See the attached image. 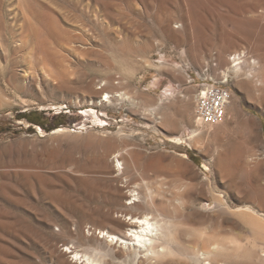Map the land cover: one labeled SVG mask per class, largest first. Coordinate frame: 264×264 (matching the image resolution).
<instances>
[{
  "label": "rangeland",
  "instance_id": "obj_1",
  "mask_svg": "<svg viewBox=\"0 0 264 264\" xmlns=\"http://www.w3.org/2000/svg\"><path fill=\"white\" fill-rule=\"evenodd\" d=\"M91 1L106 13L112 31L92 26L95 45L85 40L89 46H77L79 51L64 33L72 20L83 18L85 1L0 0V264H56L50 255L72 238L57 235L62 220L74 223L72 230L79 224L81 243L90 248L95 226L122 231L105 216L123 219L121 213L171 220L179 253L156 264H192L184 255L188 248L196 243V249L207 250L217 241L227 249L211 256L212 264H264V244L231 212L249 205L264 214V191L252 194L255 184L264 190V0H151L149 14L145 0ZM157 12L167 16L160 25L153 19ZM33 27L49 52L55 54L52 48L62 40L73 50L43 57L39 46L32 49ZM240 49L256 63L242 62L243 71L234 77L229 56ZM213 51L211 76L218 81L228 73L231 101L221 123L199 126L193 95ZM41 65L54 77L40 72ZM250 68L256 70L252 76ZM103 89L129 93L136 102L116 97L99 105L97 91ZM160 99L161 107L150 111ZM91 107L108 125L83 114ZM30 119L50 130L41 127L47 133L41 135ZM57 127L68 130L51 133ZM191 129L201 137L196 146L164 142L186 137ZM128 147L138 152L136 164L123 151ZM117 151L123 152V169L114 159ZM146 184L154 190V205H129L122 198L130 189L142 198ZM212 188L228 207L217 202ZM35 220L46 223L32 226ZM114 248L120 261L130 256Z\"/></svg>",
  "mask_w": 264,
  "mask_h": 264
},
{
  "label": "bare ground",
  "instance_id": "obj_2",
  "mask_svg": "<svg viewBox=\"0 0 264 264\" xmlns=\"http://www.w3.org/2000/svg\"><path fill=\"white\" fill-rule=\"evenodd\" d=\"M83 1H85L83 6L86 7L87 9L89 8V10H87V9L82 10V14H80V15H81V17L83 16V18H85L86 21L81 22V20H83V18L79 19V17H77L76 20L79 19L78 21H80V23L78 21H77L78 23L74 22L75 20L74 21L72 20L73 24L68 22V23H70L69 24V30L68 29H67V31L65 30L66 33H64L67 36V38L69 39V41L74 44L73 46H75L76 50H79L78 49L79 46H82V47L89 46L85 42V40L87 42L90 41V43H91V44L89 43L90 45H93L94 43H96L95 42L96 37L94 36L95 33L93 32L92 26H95V25L97 26V24H98L104 28V32L108 33V30L112 31L111 26L109 24L110 19L107 17V15L105 16L106 13L104 12V15H103V13L100 12L101 9L98 11L95 4L93 5V3H92L93 1H91V0H89V1L83 0ZM145 1H146V3H145L144 11L146 14H149L148 11L150 10V7H151L150 6L151 0H145ZM158 1H160V0H158ZM191 1L194 2V0H191ZM164 2H166V0H164V1L162 0V4ZM88 3L89 4L91 3L90 5H92V6H90ZM159 5H161V4H159ZM164 5H165V3H164ZM160 14L161 13L157 12L155 14V17H153L154 22L158 25L163 23V20L165 17L167 18V16H165L163 18L162 15H160ZM36 16H34V17H36ZM67 21H71V20H67ZM63 22H64L63 24L65 26V21H63ZM74 23H76V24H74ZM175 25H176V27H179L182 24L180 23V24H175ZM58 26L59 25H57V26L55 25L54 26L55 28H53V26H52L53 34L56 31V30L54 31V29H58L57 28ZM61 28H62V26H61ZM66 28H67V26L65 27V29ZM164 28H165V25H164ZM192 28H194L196 30L195 27H192ZM63 29H64V27H63ZM60 30H59V32L62 34V32ZM38 31L39 30H37V29L35 30L34 27L32 28V49L39 46L40 52L42 54L45 53V55L43 57H46V54H47L48 57H46V58L50 57V59H51L52 56L55 55L56 53H59V52L63 53L65 51H72L73 50V49H69L68 48L69 46L68 47L66 46L69 50L66 47H64L62 45V42L65 44V42H68V41L62 40L61 42L59 41L61 43L59 46L52 48V50L53 49L55 50V51H52V52H55V54L49 52V49H50L49 43L48 42L44 43V41H45L44 39H43V41H41V39L37 40L38 38H36V36H39V34H40V33L38 34ZM113 31L115 33H117L116 32L117 30L113 29ZM40 32H41V30H40ZM51 32L48 31L47 33L49 35H51ZM193 32H194L193 34H190V35H192L191 37L196 36V32L195 31H193ZM61 34H60V37L63 35V34L62 35ZM51 36H49V37H51ZM54 36H55V34H54ZM51 38L53 39V36ZM174 38H176V36ZM66 44L68 45L69 43H66ZM82 47H80V49ZM47 48H49V49H47ZM71 48H74V47L71 46ZM75 48H74V50H75ZM88 48H90V47H88ZM84 49H86V48H84ZM33 52L35 53L36 51L33 50ZM40 52H37L38 55ZM37 53H35V54H37ZM59 54H57V55H59ZM70 55H73V54H70ZM36 56L37 55H35V57ZM55 56H53V57L55 58ZM38 57H40V56H38ZM59 57H61V56L59 55ZM57 58H58V56H57ZM44 59H42V60L44 61ZM58 61H57V63H59ZM159 62H162V61H159ZM254 62H256V61L254 60ZM55 63L56 62H54V63L52 62V64H54V66H55ZM57 63H56V67L58 66ZM42 64H44V63H42ZM60 65L58 67H60ZM41 66H42V69H40V72L42 70L45 75L47 74V76H49V77L53 76V74L49 70V68H50L49 66L46 65L49 68L44 67L45 65L44 66L41 65ZM241 71H243L241 68V65L237 62H234L233 65H230L228 67V72H230L231 75L234 77H236V76L238 77V75ZM255 71L256 70H251V68H250V70L246 71V72H247V74L252 76L253 72H255ZM223 74H224V76L228 75L227 72H224ZM97 93L99 94L97 97L99 105H106L108 103L111 104V103H113V99L114 98L116 99V97H119L121 100L124 99L130 103L136 102L132 95H130L129 93H125V92L115 91L114 93H110L109 91H104V89H103L101 91H97ZM160 104H161V99L158 100L157 103L150 108V111L154 110V109L155 110L158 109ZM160 107H161V105H160ZM88 113L94 115L95 121H98L99 123L101 122V123H103V125H108V123L105 122L102 119V117L99 116V114L97 113V111L93 107L88 108V109L86 108L83 111L84 115H87ZM156 117H158V116H156ZM159 118L160 117H158V119ZM175 122H176L175 120H172L173 126L176 124ZM35 127L40 132L41 135L47 134L45 131H43L41 129V127H39L37 125H35ZM67 130L68 129L66 127H57L55 129H53L51 133L64 132ZM73 130L74 129H72L71 131H73ZM162 137H164V136H162ZM200 141H201V137L199 135V131L197 129H191V133L188 134L186 137L170 136V137H167V139H165L164 142L168 143L169 145H176V146L183 144V143H185L188 146H196V145H198L197 143H199ZM123 151H125L127 154H129L131 156V158L135 164L137 163V154H138L137 151H135V150L129 151V147ZM122 153L123 152H121V151H117L116 154L114 155V159L116 161V164H117V166L120 167V169H123L122 161H120V156L122 155ZM180 155L187 158V155L185 153H180ZM203 168L205 170L209 169V167L205 164L203 165ZM255 185H256V187H255V190L252 194L260 195V193H263V191H264L263 188H261V186L258 184H255ZM129 191H130L129 197H126L125 194H122L123 199H125V200L130 199V201L127 204L135 205L140 201H144V203H146L147 205H154L155 204V200L153 198V191L154 190L148 184L145 185V192H144V196L142 197L143 199L139 196L138 192H136L134 189H130ZM212 192L214 193V195H213L214 198L217 200V202L219 204H221L222 206L228 207L227 206L228 204H226V202L224 201L225 199H223V197L220 193H217L213 188H212ZM154 196H155V194H154ZM229 209H230V207H229ZM231 212H233L236 216H238L239 219L249 228V230L252 233V239L254 241L260 240V241H262V244H264V214L261 213L262 211L259 212V211H257V209H255L249 205H245V206H237L236 208L231 209ZM120 215L124 216V218L123 219L118 218V217L115 218L114 216H111L110 214H107L105 216H107L110 221L115 222L122 229V231L121 232H113V231H111L105 227H101L98 225L95 226L93 228V231L91 232V235L93 233L97 232V237L91 238V239L96 244H94L90 248L83 247V245L81 243V239L84 238V232L81 231L80 225L77 224L76 227L74 228V230H75L74 231L71 228V225H73L74 223L70 222L69 219L68 220H62L61 223H59V225H58V228L60 229V233H58L57 235L62 234L64 236H71L72 238H71L70 243H65V244L63 243L62 244L63 247L60 251L52 252L53 255H50V258L55 260L57 262L56 264H116V263H120V262L123 264H130V263L131 264H139L141 262L142 258L146 259V261L150 260V262H151L150 264H156V261L158 259H160L161 257L167 256V255H172L175 253H179V250L176 248V246L174 244L175 236L173 235L172 222L169 218L164 217L161 214L153 215L151 213H142L140 215H130V214L121 213ZM138 221H144L145 223L140 224V223H137ZM51 222H52V220H51ZM45 223L46 222H44L43 220H35V221H32V226H34L35 224L36 225L37 224L42 225ZM89 231H91V230H89ZM130 231L133 233V235H131V236L129 235ZM137 236H139L141 238V243H137V241L135 239V237H137ZM207 237L209 238V236H207ZM209 241L211 242V239ZM254 241H253V245H254ZM229 242L232 243V245L233 244L237 245V243L233 240H230ZM221 243L222 242L217 241V242H213L211 244H208L209 248L208 249L206 248L207 250L204 249L205 246L203 247L202 250L196 249L197 246H196V243H194L195 245L194 244L193 245L196 246V248L194 246L191 248H188L184 252V255L189 259V261L192 264H201V262H204V261H208L206 264H212L210 262V257L214 256L215 254H221V252L224 249H227V246L224 245L225 243H223V244H221ZM227 243H228V240H227ZM115 246H118V247L120 246L123 249L128 250V253H130V256L126 255V257L120 261L119 257L116 255V253L114 251ZM81 247H83V248H81ZM66 253L70 254V256H69L70 259H66V257H65ZM157 263H159V262H157Z\"/></svg>",
  "mask_w": 264,
  "mask_h": 264
},
{
  "label": "built area",
  "instance_id": "obj_3",
  "mask_svg": "<svg viewBox=\"0 0 264 264\" xmlns=\"http://www.w3.org/2000/svg\"><path fill=\"white\" fill-rule=\"evenodd\" d=\"M231 65L234 62L241 64L249 60L250 64H255L254 58L246 49H240L229 56ZM217 64L216 52L207 57L205 66L201 72L205 77L196 84L193 95L194 101V121L199 126H213L221 123L227 115V108L231 100V89L228 86V75L216 81L210 73L211 66ZM223 76V75H221ZM193 82V81H189Z\"/></svg>",
  "mask_w": 264,
  "mask_h": 264
},
{
  "label": "trees",
  "instance_id": "obj_4",
  "mask_svg": "<svg viewBox=\"0 0 264 264\" xmlns=\"http://www.w3.org/2000/svg\"><path fill=\"white\" fill-rule=\"evenodd\" d=\"M33 113H36V111H33L32 114H33ZM24 116H25V114H24ZM24 116H23V117H24ZM29 122L32 123L33 125H38V126H40V127H42V128H45V129H47V130H50V129H48L47 127H45V123L42 122V121H40L39 119H30Z\"/></svg>",
  "mask_w": 264,
  "mask_h": 264
},
{
  "label": "snow or ice",
  "instance_id": "obj_5",
  "mask_svg": "<svg viewBox=\"0 0 264 264\" xmlns=\"http://www.w3.org/2000/svg\"><path fill=\"white\" fill-rule=\"evenodd\" d=\"M137 223L143 224L145 222L144 221H138ZM129 235L131 236V235H133V233L130 231ZM135 239H136L137 243H141V238L139 236L135 237Z\"/></svg>",
  "mask_w": 264,
  "mask_h": 264
},
{
  "label": "water",
  "instance_id": "obj_6",
  "mask_svg": "<svg viewBox=\"0 0 264 264\" xmlns=\"http://www.w3.org/2000/svg\"><path fill=\"white\" fill-rule=\"evenodd\" d=\"M33 125V124H32ZM177 148H180V145L179 146H176Z\"/></svg>",
  "mask_w": 264,
  "mask_h": 264
}]
</instances>
